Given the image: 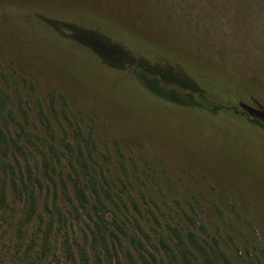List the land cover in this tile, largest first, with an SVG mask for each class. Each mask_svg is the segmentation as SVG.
I'll return each mask as SVG.
<instances>
[{"label": "rangeland", "instance_id": "obj_1", "mask_svg": "<svg viewBox=\"0 0 264 264\" xmlns=\"http://www.w3.org/2000/svg\"><path fill=\"white\" fill-rule=\"evenodd\" d=\"M2 8L15 13L7 14L14 25L0 21V85L15 115L0 116V127L25 146L10 160L34 169L57 154L53 169L35 173H71L65 136L80 127L93 139L99 182L120 198V222L146 251L181 226L215 238L229 264H264V0H0ZM15 8L91 22L111 42L87 30L57 35ZM130 57L175 84V94L159 92L148 75L145 84L134 79ZM46 203L81 234L87 219L69 213V181L44 187V217Z\"/></svg>", "mask_w": 264, "mask_h": 264}, {"label": "trees", "instance_id": "obj_2", "mask_svg": "<svg viewBox=\"0 0 264 264\" xmlns=\"http://www.w3.org/2000/svg\"><path fill=\"white\" fill-rule=\"evenodd\" d=\"M1 10L4 12L2 15L0 13L3 25H7L4 24L5 16L8 23L14 25L7 14L15 13L8 11V8ZM43 11L45 10L17 8L14 12L30 13L33 17H38L41 22L43 20L45 24H50L48 26L54 29L57 35H63V29L72 32L76 29L87 30L101 35L106 42H111L96 24H79L68 17H56L54 13L49 17L45 16ZM57 25L60 29H56ZM124 66L134 79L136 77L142 84H145V77L148 75L159 92L175 94V84L164 79L161 73L144 71L140 68L138 59L130 57ZM177 88L183 91L178 86ZM10 106V94L0 85L1 117L15 115ZM47 124L49 125L48 121ZM75 129L71 138L66 134L67 144L64 146L69 153L71 173L56 172L54 177L48 173L38 175L35 170L42 166L53 169L54 164L60 162L55 152V157H50V161L46 158L36 161L34 169L29 165L23 166L16 159L10 160L8 155L12 154L14 149L24 156L25 146L20 139L12 135L8 126L5 129L0 127V154L4 157L0 160V264H52V261L55 264H123L122 256L128 264H139V261L142 264H229L215 238H212L213 242H208L193 229H181V226L169 227V234L160 235L156 243L147 239L153 250L146 251V242L135 237V234H127V225L120 222L118 194L108 184L98 180L101 171L96 167L95 147L90 143L93 141L92 137L90 134L83 135L80 127ZM25 135H28L27 132ZM24 138L27 143H32L28 136ZM51 147L57 151L55 146ZM61 155L66 156L63 153ZM67 181L71 184L73 199L76 202L72 204L69 213L75 220L83 216L87 219L84 227L80 229V235L71 229L73 224L66 221L67 217L57 203H53L51 209L49 204H45L48 216L44 217L38 212V200L44 187L56 186L59 183L66 189ZM64 196L73 203L68 191L64 192ZM19 202L22 203L20 211ZM108 203L115 208L112 210V221H109L107 216L111 211ZM5 225L11 230H6ZM57 225V230L64 234L60 248L54 245L52 239ZM121 235L128 237L129 244L137 251L139 260L124 244ZM143 251L148 255H144Z\"/></svg>", "mask_w": 264, "mask_h": 264}]
</instances>
